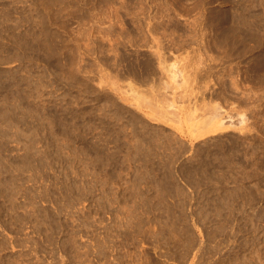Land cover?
<instances>
[{
	"label": "rangeland",
	"instance_id": "rangeland-1",
	"mask_svg": "<svg viewBox=\"0 0 264 264\" xmlns=\"http://www.w3.org/2000/svg\"><path fill=\"white\" fill-rule=\"evenodd\" d=\"M79 251L264 264V0H0V264Z\"/></svg>",
	"mask_w": 264,
	"mask_h": 264
},
{
	"label": "bare ground",
	"instance_id": "bare-ground-1",
	"mask_svg": "<svg viewBox=\"0 0 264 264\" xmlns=\"http://www.w3.org/2000/svg\"><path fill=\"white\" fill-rule=\"evenodd\" d=\"M219 124H221V123H219ZM218 127H219V125L217 126V128H218ZM217 128L215 127V129H217ZM219 129H220V128H219ZM213 131H214V129H213ZM262 216H263V215H262ZM54 218H55V217H54ZM84 218H85V217H84ZM52 219H53V218H52ZM54 221H55V219H54ZM50 223H51V222H50ZM59 223H60V222H59ZM84 223H85V222H84ZM84 223H83V224H84ZM57 224H58V223H57ZM57 224H56V225H57ZM80 225H81V223H80ZM85 225H86V224H85ZM77 226H78V225H77ZM81 226H82V225H81ZM79 227H80V226H79ZM80 228H81V227H80ZM60 230H61V229H60ZM65 230H66V229H65ZM71 231H72V230H71ZM74 232H75V231H74ZM74 232H73V233H74ZM82 232H83V231H82ZM58 233H59V232H58ZM66 233H67V232H66ZM184 233H185V232H184ZM69 234H70V233H69ZM75 234H77V233L75 232ZM82 234H83V233H82ZM82 234H81V235H82ZM124 234H125V233H124ZM180 234H181V233H180ZM73 235H74V234H73ZM68 236H69V235H68ZM76 236H78V235H76ZM95 236H96V235H95ZM65 237H67V236H65ZM71 237H72V236H71ZM182 237H183V236H182ZM189 237H190V236H189ZM125 238H126V237H125ZM125 238H124V239H125ZM183 238H185V237H183ZM68 239H69V238H68ZM70 239H71V238H70ZM76 239H77V238H76ZM93 239H94V237H93ZM96 239H97V238L95 237V240H96ZM127 239H128V238H127ZM186 239H187V238H186ZM186 239H185V240H186ZM125 240H126V239H125ZM125 240H124V241H125ZM189 240H190V239H189ZM74 241H75V240H74ZM76 241H77V240H76ZM186 241H187V240H186ZM68 242H69V240H68ZM68 242H67V243H68ZM187 242H188V241H187ZM189 242H190V241H189ZM67 243H65V244H67ZM70 243H71V242H70ZM72 243H73V242H72ZM98 243H100V242H98ZM183 243H184V242H183ZM59 244H60V243H59ZM62 244H63V243H62ZM73 244H74V243H73ZM80 244H81V243H80ZM93 244H94V243H93ZM101 244H102V242L100 243V245H101ZM63 245H64V244H63ZM74 245H75V244H74ZM100 245H99V247H100ZM104 245H105V244H104ZM59 246H60V245H59ZM78 246H79V245H78ZM93 246H94V245H93ZM95 246H96V245H95ZM95 246H94V247H95ZM125 246H126V245H125ZM86 247H87V246H86ZM62 248H65V247H62ZM67 248H68V246H67ZM67 248H66V249H67ZM69 248H71V247H69ZM82 248H83V247H82ZM95 248H96V247H95ZM95 248H94V250H95ZM186 248H187V247H186ZM86 249L88 250V248H86ZM89 249H91V248L89 247ZM92 249H93V248H92ZM181 249H182V248H181ZM181 249H180V250H181ZM82 250H83V249H82ZM84 250H85V248H84ZM87 250H86V251H87ZM187 250H188V249H187ZM34 251H35V250H34ZM63 251H64V249H63ZM66 251H67V250H66ZM69 251H72V250H68V252H69ZM73 251H74V250H73ZM75 251H77V250H76V247H75ZM97 251H98V248H97ZM101 251H102V250H101ZM170 251H171V250H170ZM182 251H183V250H182ZM89 252H92V251H89ZM37 253H38V252H37ZM72 253H74V252H72ZM95 253H96V252H95ZM95 253H94V254H95ZM121 253H123V252H121ZM171 253H172V252H171ZM173 253H174V252H173ZM180 253H181V252H180ZM182 253H183V252H182ZM66 254H67V253H66ZM70 254H71V253L69 252L68 255H70ZM74 254H75V253H74ZM74 254H72V259H71V260H72L73 262H75V261H74L75 259H73V258L77 257V258L80 260V262H79L80 264H84L83 262L85 261V260H82V259H83L82 257H85V258H86V255H87V254L89 255V253H85V256H84L82 253H80V251H79L78 253L76 252V255H74ZM96 254H97V253H96ZM99 254H100V253H99ZM119 254H120V253H119ZM127 254H128V253H127ZM127 254H126V255H127ZM145 254H146V253H145ZM145 254H144V257L146 256ZM183 254H184V253H183ZM183 254H182V255H183ZM186 254H187V253H186ZM73 255H74V256H73ZM88 255H87V256H88ZM90 255H91V254H90ZM90 255H89V256H90ZM102 255H103V254H102ZM120 255H121V254H120ZM126 255H125V257L127 258L128 255H127V256H126ZM171 255H172V254H171ZM173 255H174V254H173ZM184 255H185V254H184ZM99 256H100V255H99ZM140 256H141V255H140ZM165 256H166V255H165ZM96 257H98V256H96ZM103 257H104V256H103ZM125 257H124V259H125ZM137 257H138V256H137ZM142 257H143V256H142ZM168 257H170V256H168ZM179 257H180V256H179ZM94 258H95V257H94ZM138 258H141V257H138ZM147 258H148V257L146 256L144 259H146V261H148ZM67 259H68V258H67ZM89 259H90V258H89ZM115 259H116V258H115ZM122 259H123V258H122ZM76 260H77V259H76ZM87 260H88V258L86 259V262H87ZM116 261H117V260H116ZM129 261H130V260H129ZM129 261H128V262H129ZM141 261H142V260H141ZM143 261L145 262V260H143ZM149 261H150V260H149ZM156 261H157V260H156ZM156 261H155V263H156ZM96 262H97V261H96ZM120 262H121V259H120ZM123 262H125V260H124ZM126 262H127V261H126ZM126 262H125V264H126ZM128 262H127V264H128ZM134 262H135V261H134ZM134 262H133V263H134ZM151 262H152V261H151ZM158 262H159V261H158ZM65 263H66V262H65ZM69 263H71V262L69 261ZM75 263H76V264H79L78 261L75 262ZM89 263H90V262H89ZM145 263H146V264H154V260H153V263H150V262H145ZM145 263H144V264H145ZM176 263L179 264L180 262L178 261V262H176ZM73 264H74V263H73ZM87 264H88V262H87ZM117 264H119V263L117 262ZM123 264H124V263H123ZM129 264H130V263H129ZM136 264H137V263H136ZM156 264H157V263H156ZM158 264H160V263H158ZM181 264H182V262H181Z\"/></svg>",
	"mask_w": 264,
	"mask_h": 264
},
{
	"label": "crops",
	"instance_id": "crops-1",
	"mask_svg": "<svg viewBox=\"0 0 264 264\" xmlns=\"http://www.w3.org/2000/svg\"><path fill=\"white\" fill-rule=\"evenodd\" d=\"M183 200L178 197V196H174V195H163V196H150L149 197V202H162V203H165V204H169V207L167 208H173L171 204H175V203H178V202H182ZM186 202V200L184 201ZM172 212L169 211L168 213H163V216H172ZM152 216V215H150ZM154 216V215H153ZM158 216V215H156Z\"/></svg>",
	"mask_w": 264,
	"mask_h": 264
}]
</instances>
